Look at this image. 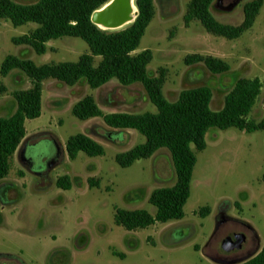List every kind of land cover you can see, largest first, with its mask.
Listing matches in <instances>:
<instances>
[{
    "label": "rangeland",
    "instance_id": "374dc122",
    "mask_svg": "<svg viewBox=\"0 0 264 264\" xmlns=\"http://www.w3.org/2000/svg\"><path fill=\"white\" fill-rule=\"evenodd\" d=\"M14 1L32 3L36 0ZM188 1L153 0L154 17L134 53L144 49L151 50L152 59L147 66L149 75H155L159 68L166 69L162 91L167 100L174 101L182 89L206 85L212 90L210 106L215 111L222 107L224 95L237 78L258 77L262 82L261 93L249 117L259 120L264 115V1L251 29L233 40L207 33L197 21L185 26L182 17ZM248 1L250 0H214L210 11L217 21L237 25L243 18L242 6ZM230 4H233L230 9H224ZM128 17L123 23L128 21ZM100 22L103 24L102 18ZM35 26L34 23L13 26L9 21L0 20V63L7 54L31 59L37 65L75 61L79 55L88 51L86 43L74 37L49 40L45 53L41 55H37L29 46L12 43L13 37L27 33ZM193 53L224 59L230 69L222 74H212L201 63L186 66L183 58ZM97 61L96 58L95 62ZM0 84L5 88L0 95V116L5 117L9 116L16 106L11 93L29 88L30 82L20 70L13 69L7 76H0ZM85 95H92L105 113L155 111L143 87L138 83L123 86L111 79L101 87L91 89L84 81L68 86L52 78L45 79L42 83L41 115L26 120L24 124L25 139L27 138L30 147L26 154L30 167L23 166L18 159L17 152L22 142L12 157L8 175L0 180V264H39L40 262L36 261L45 260L55 250L84 248L87 243L84 236L88 234L90 243L83 250H74L73 264H105V245L107 242H116L109 235V230L114 225L113 207L124 202H128L130 206L141 204L137 197L128 201L124 195L126 190L123 191L124 188L119 186L114 187L109 195L103 194L97 196L98 198L92 196V192L88 194L75 191L88 188L87 179L92 177L90 174L98 166L94 160L105 158L103 164L111 165L110 157L114 154L144 141V137L137 131L127 129L119 132L107 127L101 118H75L71 114V107ZM75 133H84L105 145L104 155L88 157L80 152L78 157L81 156V159L77 157L70 161L66 155L65 141ZM233 134L239 136L236 141L228 143L222 140ZM214 136H220L222 143L217 148H214L217 142ZM52 140L58 143L62 151L54 165L52 163L55 147ZM212 140L213 143L210 142ZM205 141L206 148L196 153L197 161L188 200L194 202L197 197L202 202H213L218 198L231 202L239 200L242 210L233 203V208L225 209L228 210L227 213L224 212L225 216H215L214 212L201 225L194 223L193 226L182 227L181 231L187 234L182 237V241L192 240L199 231L205 233L204 243L198 248L207 259H203L200 253L194 251L191 244H179L168 251L160 246L146 249L143 245L137 246V238H141L139 235L136 238L128 233L123 247L129 249L127 241L134 239L130 242L134 244V249L127 251L128 256L123 263L120 262L121 264H212L219 259H225L224 262L238 261L254 254L250 251L254 233L259 237L258 249L260 243L261 246L264 245V131L241 134L235 128H210L205 135ZM227 148L230 150L218 157V160L214 158V151ZM146 161L149 160L140 159L130 167L120 168L128 177V188L137 186H133L137 180L139 183L149 180V174L145 178L143 173H134L136 165L147 163ZM153 165L156 178L151 177L152 183L155 179H161L165 181H161L164 186L172 184L174 172L166 149L156 152ZM200 170L202 173H198ZM19 172H22V176ZM62 175L70 178L73 188H57L55 181ZM104 188L105 192L112 189L108 181ZM199 188L201 190H198ZM77 196L79 198L76 206L82 207L79 211H75L77 207L75 208L73 203ZM146 205L153 209L147 202ZM249 224L254 233L249 231ZM90 225L95 227L99 237L93 236ZM164 227L157 226L152 232H162ZM195 230L198 233H195ZM171 231L173 230L164 232V242H170ZM231 232H241L245 236L244 250L232 252L224 257L220 243ZM179 238V235H173L171 242L179 243ZM147 241L151 242L152 239L148 238ZM31 260L35 263L29 262ZM43 264H48V261Z\"/></svg>",
    "mask_w": 264,
    "mask_h": 264
},
{
    "label": "trees",
    "instance_id": "16d2710c",
    "mask_svg": "<svg viewBox=\"0 0 264 264\" xmlns=\"http://www.w3.org/2000/svg\"><path fill=\"white\" fill-rule=\"evenodd\" d=\"M110 1L36 0L18 3L0 0V20L9 21L13 26L36 25L29 32L13 37V44L29 46L37 55L45 53L49 40L62 37L79 38L88 47V51L75 61L50 64L37 65L31 59L12 54L3 57L0 76H7L13 69L20 70L29 79L30 87L13 91L14 111L9 116H0V180L8 175L12 157L25 137V121L41 115L42 83L45 79L52 78L68 86L84 81L91 89L99 88L111 79L123 86L138 83L155 107L154 112L105 113L92 95L83 96L71 107V114L79 120L98 117L109 128L119 132L132 129L144 137L143 142L115 155L114 160L120 167L148 158L159 149H166L169 153L174 183L151 192L149 203L155 213L152 215L145 209H114L115 224L132 231L184 216L183 206L189 197L196 153L205 148V134L210 128H236L247 133L264 130V115L259 120L249 117L262 83L258 77L237 78L224 95L222 107L216 111L210 107L212 90L206 85L182 89L174 101L167 100L162 91L166 69L159 68L155 75H149L147 66L152 59L151 50L134 53L154 17L153 0H134L136 15L125 27L112 30L99 28L92 21V15ZM213 1L189 0L182 17L184 25L197 21L207 33L233 40L253 26L264 0L244 3L243 18L237 25L217 21L210 11ZM183 63L186 66L201 63L212 74H222L230 69L224 59L199 53L186 55ZM4 91L0 84V95ZM65 151L69 160L75 159L79 152L89 157L105 153L100 143L84 133L68 136ZM19 175L22 176V172ZM87 182L89 186L99 184L94 178H88ZM55 184L63 190L71 187L67 175L59 176ZM208 213L209 208L202 207L195 214L205 217ZM67 260L68 253L60 251L50 256L49 263L65 264ZM234 264H264V246L254 255Z\"/></svg>",
    "mask_w": 264,
    "mask_h": 264
},
{
    "label": "crops",
    "instance_id": "0c3cea01",
    "mask_svg": "<svg viewBox=\"0 0 264 264\" xmlns=\"http://www.w3.org/2000/svg\"><path fill=\"white\" fill-rule=\"evenodd\" d=\"M251 29V28H250ZM262 83V82H261ZM262 88V87H261ZM260 93H261V91H260ZM260 95V94H259ZM257 99H258V97H257ZM257 99H256V102H257ZM255 102V104H257ZM253 105V107H252V111L254 110V108H255V106L256 105ZM211 107V106H210ZM108 113H111V112H108ZM263 114V113H262ZM261 114V115H262ZM236 129V128H235ZM226 130V129H225ZM237 130H239V129H237ZM25 131H26V129H25ZM240 131V133L241 134H250V133H252V132H249V133H247V132H245V131H241V130H239ZM257 131V130H256ZM262 131H264V130H262ZM208 132V131H207ZM206 132V133H207ZM254 132V131H253ZM26 135V134H25ZM206 135V134H205ZM210 137V136H209ZM238 135H236V134H233L232 136H228V137H224L222 140H224V141H226V142H234V141H236V139H238ZM214 138H215V136H214ZM219 138H220V136H216V138L215 139H217V142L214 144V148H217L219 145H221L222 143H221V140H219ZM27 139V138H26ZM25 139V137L23 138V140H26ZM93 139V138H92ZM23 140H22V142H23ZM96 141V140H95ZM243 141V140H242ZM241 141V142H242ZM21 142V143H22ZM97 142V141H96ZM211 143H213L214 142V140H212V141H210ZM99 143V142H98ZM101 144V143H100ZM102 145V144H101ZM103 146V145H102ZM206 146H207V144H206V141H205V148H206ZM103 147H106L105 145L103 146ZM211 147H212V145H211ZM204 148V149H205ZM130 149V148H129ZM203 149V150H204ZM104 150H105V148H104ZM128 150V149H127ZM230 149L229 148H227V149H222V150H219V151H214V158L216 159V160H218L219 158L218 157H220V156H222L223 155V153H225V152H227V151H229ZM202 151V150H201ZM123 152V151H122ZM157 152V151H156ZM156 152L152 155V156H150V157H148V158H141V159H148L149 161H146L147 163H141L140 165L138 164V165H136V167H135V172L134 173H143V174H145L146 176H145V178H147V176H148V174H149V180L148 181H144L143 180V182H140L139 183V180H137V182L136 183H134L133 184V186H135V185H137V186H135V187H132V188H128V182H127V180H128V177L124 174V172L122 173L121 172V170H120V168H123V167H120V166H118L117 164H115L116 162H115V160H114V158H115V155L117 154H114V156L113 157H110L111 159H112V164L111 165H106V164H103V161H104V159L105 158H103V159H99V160H94L97 164H98V166H96V170L95 171H93L91 174H90V176H92V177H90V178H94L95 176H96V178H94V179H97L98 180V186H89L88 185V188H86V190H75V191H81V192H88V194L89 193H91V195L92 196H94V197H96V198H98V197H100V196H102L103 194H105V195H109L111 192H113V190H114V187H117V186H119V187H121V188H124V190L123 191H125L126 190V192H124V195H125V197H126V199L129 201V200H131V198H134V197H137L138 199H140L141 200V204H133L132 206H130L129 204H127V203H125L124 202V204H122V205H115L114 207H113V209H115V207H119V208H123V209H127V210H133V209H145V210H147L150 214H154L155 213V209H154V207L149 203V196H150V194H151V192L153 191V190H155V189H157V188H160V187H164V184H162V182L164 181V180H161V179H159V180H156L155 179V181H154V183H152V178H156V176H154V165H153V162H154V156H155V154H156ZM80 153V152H79ZM234 155H236V153L235 154H233V156ZM87 156V155H86ZM103 156V155H102ZM78 157V154H77V156H76V158ZM89 157V156H88ZM68 158V157H67ZM75 158V159H76ZM82 157L81 156H79L78 157V159H81ZM86 158V157H85ZM75 159H73V160H75ZM73 160H70V161H73ZM138 160H140V159H138ZM137 160H135L134 162H136ZM197 161V160H196ZM115 162V163H114ZM133 162V163H134ZM88 163H90V162H88ZM132 163V164H133ZM92 164V163H91ZM131 164V165H132ZM195 164H196V162H195ZM105 165V166H104ZM130 165V166H131ZM130 166H128V167H130ZM195 166V165H194ZM80 167H81V165H80ZM124 168H127V167H124ZM92 171V170H91ZM95 173V174H94ZM198 173H202V170H200ZM197 173V174H198ZM193 174H194V167H193V170H192V175H191V179H190V192H189V197H190V195H191V181H192V177H193ZM152 177V178H151ZM263 179H264V174H263ZM103 181H104V183H103ZM107 181L111 184V191H108V192H105L104 191V184L105 183H107ZM162 181V182H161ZM167 181V180H166ZM165 182V181H164ZM174 183V181L172 182V184ZM172 184H170V185H172ZM160 185V186H159ZM170 185H166V186H170ZM198 186H199V182H198ZM155 187H157V188H155ZM58 188V187H57ZM70 188H73L72 186L70 187ZM60 189V188H59ZM63 190V189H62ZM198 190H201L200 188L198 189ZM133 193V196H131V194ZM87 194V195H88ZM98 196V197H97ZM87 197H89V198H91V196H87ZM189 197L187 198V200H186V202H185V204H184V206H183V213H184V216L182 217V218H180V219H171V220H168V221H166V222H164V223H158V224H153V225H151V226H149V227H147V228H143V229H137V230H132V231H127V230H125L123 227H121V226H119V225H116L115 224V222H114V219H113V223H114V225H113V227L109 230V235L111 236V238H113L116 242H107L106 243V245H105V248H106V250H107V255H105V259H106V263L105 264H121V263H123V261L127 258V256H128V253L129 252H127L128 250H132V249H134V247H130L129 245H130V242L132 241V240H134V239H130V240H128L127 241V245L130 247L129 249L128 248H126V249H124V247H123V244H125L124 242L126 241V235H128V233L129 234H132L133 235V237H136L137 235H139L141 238H137V246H139V245H143V247L144 248H146V249H155L157 246H160L161 248H163V249H165L166 251H168V249H172V248H174L176 245H178L179 246V244L180 245H183V244H191V246H192V248H193V250L194 251H196L197 253H200V255H201V257L204 259V258H206V256H204L203 254H202V252L199 250V246H201L203 243H204V240H205V233L204 232H202L201 233V231H199V233L197 232V230H195V233H198L196 236H194V238L192 239V240H185V241H182V237L183 236H185V235H187L186 233H184V232H182L181 231V229H182V227H186L187 225H192L193 226V224L194 223H198V225H201V224H203L202 222H205L209 217H210V215L211 214H213L214 212H216V215L215 216H221V215H223V216H225L226 215V213H227V211L229 210V209H231V208H233L234 206H233V203H236L237 205H238V207L240 208V211L242 210V206H241V204H240V202H239V200H236V201H233V202H231V201H226V200H224V199H220V198H218V199H214V201L213 202H207V201H200L199 200V197H197L196 198V200L193 202H191V199L190 200H188L189 199ZM78 196H77V198H76V200H74L73 201V203H74V207L77 209H75V211H79V209L80 208H82V207H80V206H76V204L78 205V202L76 203V201L78 200ZM136 198V199H137ZM92 199V198H91ZM94 200V199H93ZM96 203H97V201H95ZM146 202L149 204V205H151L152 207H153V209L152 208H149V207H147V205H146ZM187 202H188V204H187ZM128 205V206H127ZM146 205V206H145ZM228 205V206H227ZM202 207H208L209 208V213H208V215L207 216H205V217H199L198 215H196L195 213H196V211L199 209V208H202ZM222 207H223V209H222ZM228 208V210L227 211H225V209H227ZM236 210V209H235ZM186 211H187V213H186ZM238 211V210H237ZM224 212H226L225 213V215H224ZM113 215H114V210H113ZM248 224V223H247ZM157 226H165L164 227V230L161 232V231H157L156 233L154 232H152V229L153 228H156ZM90 228H91V230H92V234H93V236H96V237H99V235H98V232L96 231V229H95V227H93V226H91L90 225ZM249 228H250V230L251 231H253V233H254V230H253V228H252V226L249 224ZM167 230H173V231H171V239H170V242H164L163 241V234H164V232H166ZM79 234H82V233H79ZM84 235H85V233H83ZM255 234V233H254ZM173 235H179L180 236V238H179V243L178 242H171V240H172V238H173ZM78 237V236H77ZM76 237V238H77ZM85 237V239H87V243H86V246L90 243V235L88 234V236H84ZM76 238H75V240H76ZM148 238H150V239H152V241L151 242H148L147 241V239ZM255 243H254V245L251 247L252 249L250 250V251H252V253H256L258 250H260V248H262L264 245H262L261 246V243H260V248L258 249V241L257 240H259V237H258V235L257 234H255ZM178 243V244H177ZM86 246H84V248L86 247ZM84 248H80V249H76V248H73V250L71 249V250H67V249H59V250H55V251H53L50 255H48L46 258H45V260H43V261H36V262H40L39 264H43L45 261H48V264H50L49 263V258H50V256L54 253V252H60V251H64V252H66V251H68L69 253H68V260L66 261V263L65 264H73V259H74V250L76 251V250H83ZM258 249V250H257ZM257 250V251H256ZM254 251H256V252H254ZM254 254H252V255H254ZM120 255H122V256H120ZM251 255V256H252ZM247 257H250V256H246V257H244V258H247ZM207 259V258H206ZM25 260V259H24ZM25 261H28V260H25ZM209 261H210V259H209ZM29 262H33V263H35V261H33V260H31V261H29ZM121 262V263H120ZM214 263H212V264H220V262H217V261H213Z\"/></svg>",
    "mask_w": 264,
    "mask_h": 264
},
{
    "label": "water",
    "instance_id": "95a60500",
    "mask_svg": "<svg viewBox=\"0 0 264 264\" xmlns=\"http://www.w3.org/2000/svg\"><path fill=\"white\" fill-rule=\"evenodd\" d=\"M107 4H110V5H108V7L104 10L102 14V22L106 26V29H114V28L122 27L123 22L128 17V9L124 3V0H111ZM233 4H230L229 6L224 7V9H230ZM104 6H106V4ZM135 15H136V12L133 16V19ZM91 19L95 24L97 23V20H98L97 10L93 13ZM52 141L55 147V151L53 153L54 161L52 163V165H54L59 159V157L61 156L62 151L58 143L55 140H52ZM242 238H244L242 234H232L226 237L224 240H222V242L220 243V247L224 252L233 250L234 248H238ZM244 259L246 258H243L241 260H244ZM241 260L223 262V263L224 264H234Z\"/></svg>",
    "mask_w": 264,
    "mask_h": 264
},
{
    "label": "flooded vegetation",
    "instance_id": "af4514ba",
    "mask_svg": "<svg viewBox=\"0 0 264 264\" xmlns=\"http://www.w3.org/2000/svg\"><path fill=\"white\" fill-rule=\"evenodd\" d=\"M30 147L28 146V143H27V139L26 140H24L23 141V143H22V145H21V147H20V149L18 150V152H17V155H18V159H19V161L22 163V165L23 166H25V167H27V168H29L30 166H28L29 164H30V161L28 160V157L26 156V154H27V152H28V149H29ZM220 219V218H219ZM249 229V231H251L250 230V228H248ZM232 234H242L241 232H231V233H228L226 236H225V238L226 237H228V236H230V235H232ZM224 238V239H225ZM223 239V240H224ZM256 238H255V235L254 234H252V239H251V247L254 245V243H255V240ZM244 241H245V236H244V238H242L241 239V242H240V245H239V247L238 248H234L233 250H231V251H227V252H224L225 254H223L222 256H228V255H230V254H232V252H237V251H242V250H244V247H243V243H244ZM250 247V246H249ZM221 248V247H220ZM248 249H250V248H248ZM222 250V249H221ZM223 251V250H222ZM224 260L225 259H222V260H216V261H218V262H224Z\"/></svg>",
    "mask_w": 264,
    "mask_h": 264
},
{
    "label": "bare ground",
    "instance_id": "6f19581e",
    "mask_svg": "<svg viewBox=\"0 0 264 264\" xmlns=\"http://www.w3.org/2000/svg\"><path fill=\"white\" fill-rule=\"evenodd\" d=\"M124 3L128 9V12L130 13L129 17H128V21L123 23L122 25H126V24H129L132 20H133V16L136 12V7L134 5V0H124ZM108 5L110 4H106V6L102 7L101 9H98L97 10V14H98V20H97V23L96 25L102 29H106V26L104 24H102L100 22V19L102 18V14L104 12V10L108 7Z\"/></svg>",
    "mask_w": 264,
    "mask_h": 264
}]
</instances>
